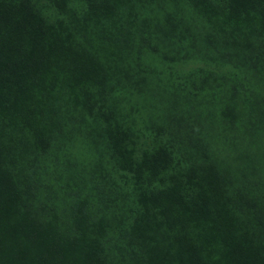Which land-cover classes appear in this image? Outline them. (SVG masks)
I'll return each mask as SVG.
<instances>
[{
  "label": "trees",
  "instance_id": "trees-1",
  "mask_svg": "<svg viewBox=\"0 0 264 264\" xmlns=\"http://www.w3.org/2000/svg\"><path fill=\"white\" fill-rule=\"evenodd\" d=\"M41 1L0 0V264H264V0ZM185 36L208 91L134 126L105 70Z\"/></svg>",
  "mask_w": 264,
  "mask_h": 264
},
{
  "label": "rangeland",
  "instance_id": "rangeland-1",
  "mask_svg": "<svg viewBox=\"0 0 264 264\" xmlns=\"http://www.w3.org/2000/svg\"><path fill=\"white\" fill-rule=\"evenodd\" d=\"M41 5L46 7V0H42ZM46 9L52 14V11H50L48 8ZM178 13H182L185 18L188 17V14L184 8L182 10H178ZM57 14L58 13H56V15ZM65 14V18H74V16L70 15V11L65 12ZM130 16L132 15L130 14ZM67 21L69 23V20ZM185 37V40L190 41L189 43H191L189 48L180 37H177L167 41L166 46L158 49L157 51L154 50V41L148 42L144 47V42L142 39L136 37L137 46L142 48L141 58H138L140 61H138L136 58H132V55H135L137 52H134L132 49L129 50L128 48H125L121 51L124 52L122 53L121 59L110 63L108 69L105 70L109 74L108 79L111 80V85L118 84L119 75L121 73L131 75L132 78L119 81L118 89L120 94L114 102L115 105H121L124 108L129 107L127 113L129 115L128 120H130L134 126L143 129L144 126H150L151 121L154 119L150 117L151 115L148 113V111L151 110L152 107L148 106L149 104L144 102L146 100H151L152 97L150 92L157 90L160 87V84L163 82H165L164 85H178V87L182 86V83L185 82V79L175 75L180 69L185 70V73L188 72L189 83L186 82L188 84V88L192 90H198V86H201L200 84H209L208 81L201 82V80H196L197 74L195 72L199 67L211 68L216 66H211L216 64L214 59L211 58L210 55L207 59H205V61L204 59H200L201 50L199 51L194 47V40L192 41L190 36ZM202 68L199 70L201 71ZM122 83H124V85ZM118 89L116 90V93H118ZM201 89L202 91H208L202 86ZM180 97L181 112L177 116L170 107H168L169 111L167 113L163 103L161 108L157 111L158 116L167 113L166 118L164 116V118L160 120V124L162 126L169 125L170 127H175L178 130L180 127L175 122V118L180 115L186 117L189 116V114L193 115L192 108L188 107L187 105V98L182 93H180ZM214 99L215 96H208V101L211 100L213 102ZM141 103H144V106H140V110H137ZM192 106L194 107L193 103ZM204 108L206 109V106H204ZM149 117L151 120H148ZM147 134L149 137H152L151 132H148Z\"/></svg>",
  "mask_w": 264,
  "mask_h": 264
}]
</instances>
